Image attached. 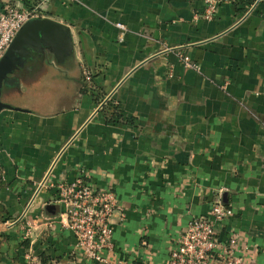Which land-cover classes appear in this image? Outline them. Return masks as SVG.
Masks as SVG:
<instances>
[{
	"label": "crops",
	"instance_id": "1",
	"mask_svg": "<svg viewBox=\"0 0 264 264\" xmlns=\"http://www.w3.org/2000/svg\"><path fill=\"white\" fill-rule=\"evenodd\" d=\"M80 1L12 0L64 37L15 39L0 61V264H104L78 252L56 191L36 194L55 160L53 183L85 171L116 194L108 263L166 264L223 191L222 238L264 264V0H229L211 22L194 20L205 0Z\"/></svg>",
	"mask_w": 264,
	"mask_h": 264
},
{
	"label": "built area",
	"instance_id": "2",
	"mask_svg": "<svg viewBox=\"0 0 264 264\" xmlns=\"http://www.w3.org/2000/svg\"><path fill=\"white\" fill-rule=\"evenodd\" d=\"M229 0H205V10L196 14L195 21H213L225 2ZM66 4H79L80 0H64ZM42 19L39 8L26 9L12 3V0H0V61L10 48L18 33L34 19ZM122 30L125 27L118 25ZM185 69L200 71V65L188 56H181ZM83 75L88 83L92 77L87 69ZM104 101L98 106L102 109ZM53 161L38 193L50 188L56 191L58 202L66 209L68 229L77 241V250L83 258L98 263H108L102 256L105 251L114 250V224L117 214L124 216L116 194L110 189H102L92 183L90 175L82 171L75 180L53 183L50 175L55 167ZM0 170V180H3ZM235 216L234 209L223 200V191L212 199L209 213L193 218L187 229L180 235L176 248L166 264H248V251L241 244V237L235 232L223 239V227ZM124 264V263H116Z\"/></svg>",
	"mask_w": 264,
	"mask_h": 264
},
{
	"label": "water",
	"instance_id": "3",
	"mask_svg": "<svg viewBox=\"0 0 264 264\" xmlns=\"http://www.w3.org/2000/svg\"><path fill=\"white\" fill-rule=\"evenodd\" d=\"M63 26L53 23L49 20L44 19H34L27 23L23 29L16 36L15 41H20L25 44V46H33V48L43 47L48 45L49 38L61 34L63 37ZM28 43V44H27ZM15 43L11 44L9 48V55H12L16 51ZM8 55V56H9Z\"/></svg>",
	"mask_w": 264,
	"mask_h": 264
},
{
	"label": "trees",
	"instance_id": "4",
	"mask_svg": "<svg viewBox=\"0 0 264 264\" xmlns=\"http://www.w3.org/2000/svg\"><path fill=\"white\" fill-rule=\"evenodd\" d=\"M109 108H107V110H108ZM121 115H119L118 113H113L112 115H111V117H110V120L111 121H115V119H117V118H120L121 119V117H120ZM224 200V199H223ZM224 203L227 205V206H230L229 204H227V202H225V200H224ZM49 261H50V259H49V257H47L45 254H43L42 255V263L43 264H48L49 263Z\"/></svg>",
	"mask_w": 264,
	"mask_h": 264
}]
</instances>
